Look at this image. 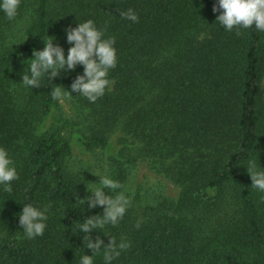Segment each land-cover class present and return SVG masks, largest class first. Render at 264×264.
Wrapping results in <instances>:
<instances>
[{
    "label": "trees",
    "instance_id": "16d2710c",
    "mask_svg": "<svg viewBox=\"0 0 264 264\" xmlns=\"http://www.w3.org/2000/svg\"><path fill=\"white\" fill-rule=\"evenodd\" d=\"M214 3L22 0L15 21L0 13V146L19 176L11 193L0 190V264H78L84 251L91 255L83 233L73 231L103 209L75 204L73 193L83 198L86 185H98L67 164L69 139L67 148L55 125L43 126L56 104L50 81L32 90L20 83L24 62L46 35L66 55L63 29L87 19L115 37L117 66L95 103L70 98L76 146L83 155L100 153L123 188L139 163L173 185L154 205L136 192L116 226L90 235L107 243V232L130 243L112 264H264V192L251 186L244 166L253 160L264 167V32L226 31L215 22ZM129 8L138 22L119 16ZM80 72L82 66L62 71L52 83L70 91ZM24 203L50 206L44 234L31 240L16 215Z\"/></svg>",
    "mask_w": 264,
    "mask_h": 264
},
{
    "label": "clouds",
    "instance_id": "9594fccd",
    "mask_svg": "<svg viewBox=\"0 0 264 264\" xmlns=\"http://www.w3.org/2000/svg\"><path fill=\"white\" fill-rule=\"evenodd\" d=\"M21 2L22 0H0V13L8 21H15L19 15ZM212 11L219 13L215 22L226 31L254 27L256 31L264 32V0H215ZM119 16L131 22H138L139 19L131 8L119 11ZM63 31L66 42L70 45L67 54L65 55L63 47L53 43L55 37L46 35L47 39H42L43 48L39 50L34 48L31 58L24 62L27 70L25 72V68L23 69L20 83L32 90L43 86V80L46 78L50 81L48 86L51 88L53 101L64 105L68 99L79 95L95 103L113 83L109 79V71L117 66L115 37H106L105 30L98 28L92 19L77 22L75 27L68 26ZM77 66H82V72L72 80L70 91L62 85L52 83L62 71L67 76L74 72ZM244 166L250 176L251 186L259 192H264V167L257 168L253 160H249ZM94 175L99 177L98 182H93L98 186L86 185L89 195L80 198L78 194L73 193L76 198L75 204L79 201L83 206L86 204L88 209L98 206L103 209L100 214L87 215L82 221L78 220L79 223L73 233H83L82 246L91 250V255L84 251L78 264H95L96 256H102L103 264H112L121 252L130 247V243L125 239L117 240L107 232L103 235L108 238L105 243L98 233L95 238L90 233L105 229L108 225L116 226L131 207L132 200L126 194L123 185L107 172L103 174L97 172ZM17 179L19 176L13 158L6 148L0 146V190L11 193L12 182ZM49 207V205L38 207L32 203L22 204V210L16 215L23 238L31 240L44 234ZM140 223L141 221H137L135 227L139 228Z\"/></svg>",
    "mask_w": 264,
    "mask_h": 264
},
{
    "label": "rangeland",
    "instance_id": "374dc122",
    "mask_svg": "<svg viewBox=\"0 0 264 264\" xmlns=\"http://www.w3.org/2000/svg\"><path fill=\"white\" fill-rule=\"evenodd\" d=\"M13 32L18 35L20 32L18 29H14ZM76 108L73 102L68 99L64 105L56 104L53 107L52 112L45 118L43 126L47 129L51 125L57 127L67 142L68 139L71 146V151L66 154L67 164L74 173L81 176V179L88 182V178L93 184L99 177L94 175L95 173H105L106 166L103 156L99 153L89 151L85 155L81 154L79 147L76 146L75 140L72 137V132L78 127V119H76ZM82 122V121H79ZM95 153V154H94ZM102 158V159H101ZM105 166L104 168L102 167ZM93 181V182H92ZM173 185L162 176L156 175L150 168L144 163L138 165H132L129 168L127 180L125 182L124 190L130 197L135 195L136 192L140 193L141 198L146 203L155 204L156 196L162 194L163 196L172 195Z\"/></svg>",
    "mask_w": 264,
    "mask_h": 264
}]
</instances>
